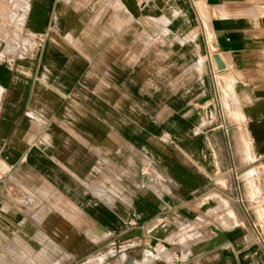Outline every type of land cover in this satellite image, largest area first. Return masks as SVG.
I'll return each instance as SVG.
<instances>
[{"label": "crops", "instance_id": "crops-1", "mask_svg": "<svg viewBox=\"0 0 264 264\" xmlns=\"http://www.w3.org/2000/svg\"><path fill=\"white\" fill-rule=\"evenodd\" d=\"M260 224L264 0H0V264H264Z\"/></svg>", "mask_w": 264, "mask_h": 264}, {"label": "built area", "instance_id": "built-area-1", "mask_svg": "<svg viewBox=\"0 0 264 264\" xmlns=\"http://www.w3.org/2000/svg\"><path fill=\"white\" fill-rule=\"evenodd\" d=\"M212 52H214V48L210 51V53H209V57L211 58L212 57ZM142 174H143V176H148V174H149V171H148V169H143L142 170ZM263 225L262 224H260L259 226H258V229H263ZM178 259H186V257L185 256H183L182 254H179V257H178ZM177 258H176V260H178ZM168 264H172V262H169Z\"/></svg>", "mask_w": 264, "mask_h": 264}, {"label": "rangeland", "instance_id": "rangeland-1", "mask_svg": "<svg viewBox=\"0 0 264 264\" xmlns=\"http://www.w3.org/2000/svg\"><path fill=\"white\" fill-rule=\"evenodd\" d=\"M46 263L45 264H58V263H52V262H49V259H51V257H49L48 255L46 256ZM85 259L83 258L82 260H80L78 263L76 264H84L85 263ZM24 264H36V263H28V262H25ZM61 264H75V263H71V262H65V263H61Z\"/></svg>", "mask_w": 264, "mask_h": 264}]
</instances>
